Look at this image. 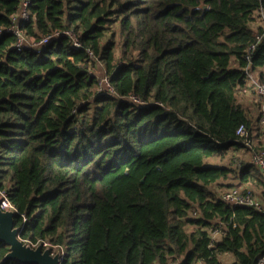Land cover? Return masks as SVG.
Here are the masks:
<instances>
[{"label":"trees","instance_id":"trees-1","mask_svg":"<svg viewBox=\"0 0 264 264\" xmlns=\"http://www.w3.org/2000/svg\"><path fill=\"white\" fill-rule=\"evenodd\" d=\"M22 2L0 0V189L20 239L64 248L62 264H260L264 210L217 187L263 176L204 164L246 148L241 126L264 150L238 95L247 70L264 81V0H30L27 36L80 42L59 36L42 53L8 32ZM88 50L115 94L98 91ZM9 252L0 242V264H20Z\"/></svg>","mask_w":264,"mask_h":264},{"label":"built area","instance_id":"built-area-1","mask_svg":"<svg viewBox=\"0 0 264 264\" xmlns=\"http://www.w3.org/2000/svg\"><path fill=\"white\" fill-rule=\"evenodd\" d=\"M30 4V0H23L19 11L11 17V24L8 32H10L15 37V47L17 49L28 48L29 50L35 53H42V51L47 47V45L53 40L58 38L59 36H66L72 46L74 48L80 47V42L77 34L72 30L62 31L54 33L51 36L42 37V38H31L26 35L24 31V26L30 20V15L28 11V7ZM261 22L262 27L264 29V12L261 13ZM264 35V32H263ZM261 37H258L260 40ZM256 46L253 48L255 49ZM88 56V71L90 74L95 75L93 70L101 66V62L99 57L95 55V53L91 50L87 51ZM100 65V66H99ZM247 77L252 84L256 100L259 105L260 110V122L262 127H264V81L256 80L250 71H246ZM110 77L107 73L98 78V91L99 92H109L111 94H115L114 88L111 85ZM133 103L137 105H143L144 103L137 99L136 97H131ZM237 136L242 144L247 148L250 149L252 152V163L253 165L259 170L261 175L264 177V150H255V143L253 138H251L247 128L245 126H241L237 131ZM221 199L229 205L232 206H249L254 207L258 210H264L263 204L255 195L253 189H251L248 185L244 186H233L230 187L221 193ZM0 208L4 211H13L18 214L17 209L13 206L9 199V195L7 191L0 189ZM197 216V214H194ZM27 219L23 218V223L25 224ZM22 229V227H21ZM218 235L222 237L224 235L223 231L219 230H212L210 233L211 239L214 242V235ZM32 247L36 248L39 245H43L45 248H52L53 254L59 252L61 257L63 258L65 255V250L59 246H53L48 242L40 241L36 244L30 243ZM197 264H205L203 261H199ZM260 264H264V256L260 260Z\"/></svg>","mask_w":264,"mask_h":264},{"label":"water","instance_id":"water-1","mask_svg":"<svg viewBox=\"0 0 264 264\" xmlns=\"http://www.w3.org/2000/svg\"><path fill=\"white\" fill-rule=\"evenodd\" d=\"M201 9L207 6L202 4ZM18 214L4 211L0 208V242L10 247L7 261H17L20 264H62L63 258L59 252L53 254L52 248L39 245L36 248L20 239L21 230L16 226Z\"/></svg>","mask_w":264,"mask_h":264},{"label":"crops","instance_id":"crops-1","mask_svg":"<svg viewBox=\"0 0 264 264\" xmlns=\"http://www.w3.org/2000/svg\"><path fill=\"white\" fill-rule=\"evenodd\" d=\"M261 72H264V69L254 73L253 75L255 77L259 78ZM238 95H239L240 102L249 110L251 118L254 120L252 136L255 137V135L258 134L257 133L258 129H260V133L264 132V127H262L261 122H260L259 105H258V102L256 101V98L254 96V93H253L252 87L250 86V83L249 84L247 83L245 87H243L241 90H239ZM258 139H259V141L264 140V136L261 135V136H259ZM231 148H233V149L229 150V152L225 154L223 159L219 156H215V157L209 158V160L212 161V159H218L219 161L223 162L225 159H229L231 161L226 162V163H228L232 167H240L242 162L252 163V152L250 149L240 148V149L236 150L237 149L236 146H232ZM228 164L213 163L212 162L210 165H212V166H227ZM263 179H264V177H263ZM230 180H231V182H230L231 184H234V181L237 182V180L234 178H232ZM224 184H226V183H224ZM248 186L253 189L257 198L261 201V203L263 204V207H264V184H262L260 182H258V183L254 182V183H249ZM226 256L229 260H231V264H233L234 257L232 255H229V254L221 256V259H220L221 263H223L224 258Z\"/></svg>","mask_w":264,"mask_h":264},{"label":"rangeland","instance_id":"rangeland-1","mask_svg":"<svg viewBox=\"0 0 264 264\" xmlns=\"http://www.w3.org/2000/svg\"><path fill=\"white\" fill-rule=\"evenodd\" d=\"M256 26V23L254 24V27ZM121 53H122V49H121V46L120 45H118V47L116 48V57H117V59H120V56H121ZM100 66V65H99ZM104 72H105V69L103 68V66H100V67H98V68H96V69H94L93 70V73L98 77V78H100L103 74H104ZM229 161H231V160H229V159H225L223 162H221V161H219L218 159H212V161H210L209 159H207V160H205V166H208V165H210L212 162L213 163H222V164H228V163H226V162H229ZM234 163V162H233ZM229 165V164H228ZM230 179H232V178H230ZM227 180L226 182H220V184H219V186L220 187H217L218 188V192L221 194V193H223V188L224 187H222L223 185H224V183H226V184H231L230 182H231V180ZM237 184V182L236 181H234V184L233 185H236ZM218 193V194H219ZM255 193V192H254ZM219 194V195H220ZM256 195V194H255ZM220 239V237L216 234V235H214V241H217V240H219ZM49 248V247H48ZM180 261H181V259H177V260H174L171 264H179L180 263ZM221 264H231V260H229L228 258H227V256L224 258V261H223V263H221Z\"/></svg>","mask_w":264,"mask_h":264}]
</instances>
